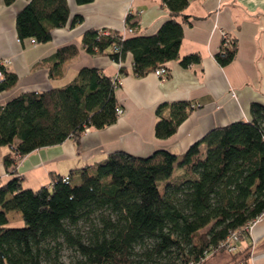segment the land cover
<instances>
[{
    "label": "trees",
    "instance_id": "trees-1",
    "mask_svg": "<svg viewBox=\"0 0 264 264\" xmlns=\"http://www.w3.org/2000/svg\"><path fill=\"white\" fill-rule=\"evenodd\" d=\"M160 1L170 17L153 34H137L127 15L124 28L131 33L88 29L81 47L116 62L131 53L136 77L158 67L168 70L166 63L178 58L184 67L198 63V53L179 57L191 0ZM68 18L67 0H29L15 16L17 37L47 42L51 29ZM80 21L74 17L71 26ZM224 43L222 38L215 54L221 66L238 47L235 37ZM77 53L68 44L38 65H47L54 78ZM0 70V92L13 88L17 75L1 64ZM125 73L120 68L114 77ZM114 77L82 67L64 86L21 92L0 104V148H9L5 167L36 149L67 139L78 143L87 129L115 123ZM196 106L184 100L160 104L154 136H172ZM249 114L248 120L210 129L180 157L165 149L146 156L117 150L65 175L51 173L49 184L37 189L23 187L9 169L11 177L0 184V264H203L207 255L225 251L221 242L264 214V104L252 102ZM9 211L20 215L22 225H9ZM246 236H239L237 247ZM247 257L239 250L229 261Z\"/></svg>",
    "mask_w": 264,
    "mask_h": 264
},
{
    "label": "crops",
    "instance_id": "crops-1",
    "mask_svg": "<svg viewBox=\"0 0 264 264\" xmlns=\"http://www.w3.org/2000/svg\"><path fill=\"white\" fill-rule=\"evenodd\" d=\"M28 1L15 0L5 5L0 0V60H7L4 66L18 78L13 88L0 92V104L21 92L64 86L82 67L99 68L110 77L124 68L126 73L120 76L119 87L115 89L123 113L110 126L87 129L78 143L67 139L36 149L9 168L3 160L9 148L1 147L0 184L11 177L8 170L13 168L23 187L37 189L49 184L51 173L65 175L72 168L100 161L117 150L146 156L165 149L180 157L210 129L250 119L252 102L264 104V0H191L184 10L189 18L183 24L179 57L198 53L200 61L184 67L179 58L171 60L166 63L169 73L162 79L153 72L134 76L131 53L116 62L105 54L90 55L81 47L86 30L121 32L127 15L137 24V34H153L170 17L160 0H92L83 4L67 0V23L52 28L49 41L36 44L27 38L18 41L16 33L15 16ZM76 16L81 21L71 26ZM222 32L235 37L238 45L234 59L225 66L215 59ZM68 44H75L78 53L60 66L59 75L51 78L48 66L38 63ZM178 100L197 106L172 136L156 138L153 133L156 108ZM11 213L16 212L7 213L9 225L21 221L20 216L10 219ZM238 250L248 255L247 264H264V218L249 236L240 240Z\"/></svg>",
    "mask_w": 264,
    "mask_h": 264
},
{
    "label": "built area",
    "instance_id": "built-area-1",
    "mask_svg": "<svg viewBox=\"0 0 264 264\" xmlns=\"http://www.w3.org/2000/svg\"><path fill=\"white\" fill-rule=\"evenodd\" d=\"M124 32L131 33L132 29L131 28H124ZM222 38L224 39L225 43L229 40V37L227 36V34L225 32H222ZM28 40H29V42L31 44H36L37 43L33 38H29ZM18 41H19V39H18ZM6 61L7 60H0V64L4 65L6 63ZM153 74H155L159 78H164L168 74V70L166 68H164V67H158L157 69H155L153 71ZM2 79H3V74H2V72L0 70V81ZM113 80L116 83L119 82V78L118 77H114ZM122 111H123V109L121 107L118 106L116 108V114L117 115H121ZM263 218H264V214H261L256 219H254L253 221L249 222L242 230L230 234L223 242H221L220 247L223 248L227 253H229L231 255L236 254L239 251L238 247H237V242H238L239 236L240 235H245V234H249L250 235L252 230H253V228H254V226L259 221H261ZM208 256H210V255H207L205 257V259ZM230 264H247V261H243V260L237 258L234 261L230 262Z\"/></svg>",
    "mask_w": 264,
    "mask_h": 264
},
{
    "label": "rangeland",
    "instance_id": "rangeland-1",
    "mask_svg": "<svg viewBox=\"0 0 264 264\" xmlns=\"http://www.w3.org/2000/svg\"><path fill=\"white\" fill-rule=\"evenodd\" d=\"M227 36H228V34H227ZM160 79H162V78H160ZM122 113H123V111H122ZM118 116H120V115H118ZM19 216L20 215L17 214V213H11L10 219L16 220V218H18ZM13 225H15V226L22 225V221L15 222ZM230 257H231V255L229 253L225 252V251L219 252V253H217L215 255L208 256L207 259L205 260V262L203 264H215V263H218V264H230V261H229L230 260Z\"/></svg>",
    "mask_w": 264,
    "mask_h": 264
},
{
    "label": "water",
    "instance_id": "water-1",
    "mask_svg": "<svg viewBox=\"0 0 264 264\" xmlns=\"http://www.w3.org/2000/svg\"><path fill=\"white\" fill-rule=\"evenodd\" d=\"M215 264H218V263H215Z\"/></svg>",
    "mask_w": 264,
    "mask_h": 264
}]
</instances>
